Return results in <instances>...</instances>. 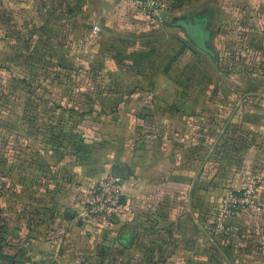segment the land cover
I'll list each match as a JSON object with an SVG mask.
<instances>
[{
    "label": "rangeland",
    "instance_id": "1",
    "mask_svg": "<svg viewBox=\"0 0 264 264\" xmlns=\"http://www.w3.org/2000/svg\"><path fill=\"white\" fill-rule=\"evenodd\" d=\"M214 1L162 0V20L155 22L122 0H0L1 196L23 200L30 177L38 182L39 170H47L54 183L58 170L59 189L65 195L76 189L83 203L78 215L101 168L119 165L125 151L137 150V139L166 138L174 120L197 118L200 109L209 120L208 141L223 136L211 145L215 162L231 164L229 139L253 141L252 129L264 132V37L246 56L230 31L220 61L203 54L202 27L180 17L199 23ZM232 103L241 110H229ZM138 119L158 123L155 132L136 127ZM255 176H237L217 199ZM235 221L224 242L246 249L245 238L231 237ZM263 242L253 255L241 251L234 264H264Z\"/></svg>",
    "mask_w": 264,
    "mask_h": 264
},
{
    "label": "crops",
    "instance_id": "2",
    "mask_svg": "<svg viewBox=\"0 0 264 264\" xmlns=\"http://www.w3.org/2000/svg\"><path fill=\"white\" fill-rule=\"evenodd\" d=\"M213 4L203 8L208 15L206 23L202 20L198 24L204 32L199 45L202 53L210 52L220 61L231 31L230 38L244 45L246 56L254 55L253 44L264 37V0H216ZM194 22L197 24L196 18ZM136 105L142 107L141 102ZM229 106V110L240 109L238 104ZM130 107L126 105V109ZM188 107L187 112L190 104ZM199 111L197 118L174 120L166 138L141 140L142 144L137 139L135 152L127 150L118 158L119 165L99 170V177L91 183L107 174L118 176L123 183L127 211L110 226L79 221L77 213L83 203L76 189L66 195L59 189L63 178L58 180V170L52 178L54 183L48 181L47 170H39L38 182L30 177L23 200L9 195L5 199L0 194V264H234L241 251L255 254L257 243L264 241V186L255 195L261 210L246 212L233 223L236 238L247 240L246 249L241 245L227 248L226 238L209 228L216 220L217 198L225 185L239 175L258 174L264 179V132L252 129L249 134L253 141L229 139L234 161L215 162V147L211 145L223 136L208 141L209 120L202 118L205 109ZM247 121L255 124V119ZM136 124L145 127L146 133L155 132L158 126L142 119ZM242 148L247 150L245 155L238 154ZM78 170H73L75 175ZM33 171L26 170L37 172ZM15 186L10 185V193L15 192Z\"/></svg>",
    "mask_w": 264,
    "mask_h": 264
},
{
    "label": "built area",
    "instance_id": "3",
    "mask_svg": "<svg viewBox=\"0 0 264 264\" xmlns=\"http://www.w3.org/2000/svg\"><path fill=\"white\" fill-rule=\"evenodd\" d=\"M142 12L148 20L160 22L165 10L162 0H122ZM98 31V26L92 27V33ZM264 186V179L252 177L240 186L230 189L217 204V217L209 231L215 235H228V225L242 214L249 211H260L256 200L257 190ZM127 211L123 196L121 178L107 174L87 186L84 209L77 218L82 224L95 221L104 225H112L113 221L122 217ZM228 237V236H227ZM236 238L235 233L231 234Z\"/></svg>",
    "mask_w": 264,
    "mask_h": 264
},
{
    "label": "water",
    "instance_id": "4",
    "mask_svg": "<svg viewBox=\"0 0 264 264\" xmlns=\"http://www.w3.org/2000/svg\"><path fill=\"white\" fill-rule=\"evenodd\" d=\"M180 20L185 21V20H187V18H186V17H180ZM203 20H204L205 23H206V21H207L206 17L203 18ZM199 23H200V22H199ZM199 23L197 22V24H199ZM191 25H195V22H193ZM189 37H190V36H189ZM118 172H119V170H118ZM120 239H123V241H126V238H120Z\"/></svg>",
    "mask_w": 264,
    "mask_h": 264
},
{
    "label": "flooded vegetation",
    "instance_id": "5",
    "mask_svg": "<svg viewBox=\"0 0 264 264\" xmlns=\"http://www.w3.org/2000/svg\"><path fill=\"white\" fill-rule=\"evenodd\" d=\"M193 22H194V18H191V17L189 19L183 21L184 24H192Z\"/></svg>",
    "mask_w": 264,
    "mask_h": 264
},
{
    "label": "trees",
    "instance_id": "6",
    "mask_svg": "<svg viewBox=\"0 0 264 264\" xmlns=\"http://www.w3.org/2000/svg\"><path fill=\"white\" fill-rule=\"evenodd\" d=\"M182 24H184L183 22H181Z\"/></svg>",
    "mask_w": 264,
    "mask_h": 264
}]
</instances>
